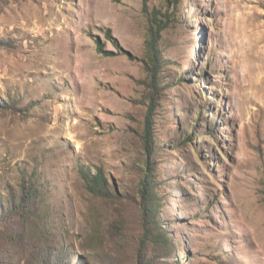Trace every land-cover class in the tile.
Listing matches in <instances>:
<instances>
[{"label":"rangeland","instance_id":"374dc122","mask_svg":"<svg viewBox=\"0 0 264 264\" xmlns=\"http://www.w3.org/2000/svg\"><path fill=\"white\" fill-rule=\"evenodd\" d=\"M148 263L264 264V0H0V264Z\"/></svg>","mask_w":264,"mask_h":264},{"label":"trees","instance_id":"16d2710c","mask_svg":"<svg viewBox=\"0 0 264 264\" xmlns=\"http://www.w3.org/2000/svg\"><path fill=\"white\" fill-rule=\"evenodd\" d=\"M173 2L177 3L180 2V0H173ZM163 26L158 24V27L156 30H152L150 37L147 38L146 40V45H147V51H148V57L150 58L152 62V69L151 71H155L154 68H157L158 63H159V51H158V36L160 31L162 30ZM151 86L156 87L157 81L155 79V76H152L151 78ZM152 110V108H151ZM151 111L148 112V116L146 117V127H145V132L149 135L151 139V129L150 127L152 126V117H151ZM153 132V131H152ZM84 176L88 182V184L97 192L105 195H109V183L108 180L104 174V171L102 169H99L95 173L92 172H85ZM141 196H142V215H143V220H144V226L150 235H152L150 229L151 226L155 227L157 226V218L153 214L154 207H153V196L152 192L149 188V183L146 181L142 182V187H141ZM152 237V236H150ZM158 240H165L166 242L168 241V238L163 237L161 233H157ZM152 264V263H148Z\"/></svg>","mask_w":264,"mask_h":264}]
</instances>
